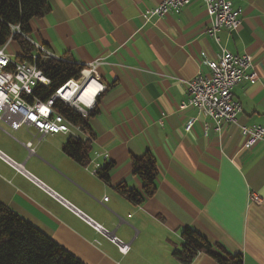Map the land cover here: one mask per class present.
<instances>
[{"label": "crops", "instance_id": "1", "mask_svg": "<svg viewBox=\"0 0 264 264\" xmlns=\"http://www.w3.org/2000/svg\"><path fill=\"white\" fill-rule=\"evenodd\" d=\"M161 1L49 0V12L31 21L26 40L33 55L41 47L57 59L93 65L105 90L88 116L93 140L86 167L64 155L69 136L13 130L0 121V153L18 167L0 158V203L83 264H179L171 253L180 249L184 228L241 255L243 264H264V140L244 149L240 133L242 126L264 125V0H228L242 21L237 31L221 29L219 43L207 34L211 18L202 0L146 19V9ZM4 48L19 56L14 42ZM222 50L252 57L258 79L233 87L241 113L216 131L197 109L180 106L186 82L209 74L205 61L217 60ZM145 153L156 162V192L135 205L115 187L141 192L131 160ZM105 162L113 164L108 185L93 172ZM21 172L114 232L127 253ZM191 264L217 263L200 253Z\"/></svg>", "mask_w": 264, "mask_h": 264}, {"label": "built area", "instance_id": "2", "mask_svg": "<svg viewBox=\"0 0 264 264\" xmlns=\"http://www.w3.org/2000/svg\"><path fill=\"white\" fill-rule=\"evenodd\" d=\"M207 14L211 18V25L207 34L216 43H219L217 33L221 30L229 32L237 31L241 25L242 11L234 9L228 0H202ZM189 0H162L152 9H146V19L161 18L168 13H179ZM38 53L32 55L36 60L39 55L45 58L57 59L44 51L36 48ZM209 74H197L186 82V102L180 109L192 107L207 117L219 131L223 125L233 124L241 113V106L232 98L231 91L240 81L254 83L258 79L254 71L252 57L249 55H235L222 50L220 57L215 61H205ZM95 67L88 66L80 71L77 79H72L58 88L47 100L41 101L34 96V89L38 86L48 87L49 79L34 64L19 62L15 57L6 53L5 48H0V121H4L11 129L17 130L22 126L33 127L41 136L44 135H77L79 141H84L85 135L78 126L71 124L63 115L58 113L54 106L56 102L62 103L80 116L87 118L96 105L97 97L105 90L99 82L94 71ZM94 85V93L91 98L83 97L86 89ZM189 121L184 131L188 132L192 127ZM242 147L251 148L255 143L264 140V125L242 126ZM86 136V135H85ZM87 137V136H86ZM33 151L31 143L27 145ZM96 157H101L95 153ZM0 158L9 166L18 167L6 156L0 153ZM105 159V156H103ZM100 164H94V175ZM31 182L35 183L49 195L55 198L61 205L67 207L76 216L81 217L87 225L99 234L104 229L82 215L63 199L55 195L44 185L38 182L28 173L21 172ZM257 201V197H255ZM107 198H104L106 201ZM111 243L118 247L122 254H126L128 247L116 237L110 239Z\"/></svg>", "mask_w": 264, "mask_h": 264}, {"label": "trees", "instance_id": "3", "mask_svg": "<svg viewBox=\"0 0 264 264\" xmlns=\"http://www.w3.org/2000/svg\"><path fill=\"white\" fill-rule=\"evenodd\" d=\"M49 9V0H0V48L9 40L14 42L19 48L16 60L34 64L49 79L48 87L38 86L34 89V96L41 101L47 100L69 80L77 79L83 69L68 58L53 59L39 55L36 60L32 59L35 48L26 40L31 31V21L43 17ZM54 108L87 136L84 141L68 139L62 150L76 164L86 167L89 164L90 142L93 140L88 117L80 116L59 102L55 103ZM94 113V110L90 112L91 115ZM112 169L113 164L105 162L96 170L95 176L108 185ZM131 169L141 183V192L129 189L125 184L116 186L115 191L131 203L141 205L156 192V162L149 153H145L141 158H132ZM180 237V249H173L171 253L179 264H191L200 253L209 256L217 264H243L241 255L227 253L220 245L212 244L191 228L182 229ZM0 264L83 263L25 218L0 203Z\"/></svg>", "mask_w": 264, "mask_h": 264}, {"label": "bare ground", "instance_id": "4", "mask_svg": "<svg viewBox=\"0 0 264 264\" xmlns=\"http://www.w3.org/2000/svg\"><path fill=\"white\" fill-rule=\"evenodd\" d=\"M94 91H95L94 85L89 86L84 92L83 97L87 96V98H91V95L94 93ZM69 137L73 140L79 141V137H77V135H69Z\"/></svg>", "mask_w": 264, "mask_h": 264}, {"label": "water", "instance_id": "5", "mask_svg": "<svg viewBox=\"0 0 264 264\" xmlns=\"http://www.w3.org/2000/svg\"><path fill=\"white\" fill-rule=\"evenodd\" d=\"M123 226H125V227H129L130 228V226L129 225H127V224H123ZM104 235H106L107 237H109V239H111V238H114L115 237V233L114 232H107V231H104V233H103Z\"/></svg>", "mask_w": 264, "mask_h": 264}]
</instances>
